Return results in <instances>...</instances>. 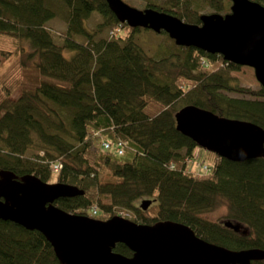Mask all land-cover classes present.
I'll return each mask as SVG.
<instances>
[{
    "label": "trees",
    "instance_id": "16d2710c",
    "mask_svg": "<svg viewBox=\"0 0 264 264\" xmlns=\"http://www.w3.org/2000/svg\"><path fill=\"white\" fill-rule=\"evenodd\" d=\"M145 1V8L194 24L200 23V9L225 13L231 4ZM94 11L103 21L88 30L85 21ZM56 17L67 24L58 38L46 27ZM112 26L123 32L113 39L114 34L100 36ZM140 29L119 23L106 0H0V53L6 56L8 48L24 52L25 39L40 59L27 70L20 61L23 73L0 81V170L75 185L81 195L54 202L70 213L106 220L125 210L141 224L182 222L200 238L229 249H264V157L237 162L214 154L213 160L202 161L208 169L192 170L199 147L175 122L180 108L194 104L264 129V88L237 83L228 70L241 66L221 55L176 46L166 37L164 60L185 52L189 70L158 67L138 43L145 39ZM18 87L20 95L11 100ZM102 139L114 146L124 143L122 153L102 150ZM53 162L62 164L57 172L50 168ZM143 200L151 201L145 209ZM223 200L230 207L224 222L238 224L239 231L200 217ZM114 250L132 255L122 243ZM59 263L42 233L0 219V264Z\"/></svg>",
    "mask_w": 264,
    "mask_h": 264
},
{
    "label": "water",
    "instance_id": "95a60500",
    "mask_svg": "<svg viewBox=\"0 0 264 264\" xmlns=\"http://www.w3.org/2000/svg\"><path fill=\"white\" fill-rule=\"evenodd\" d=\"M229 1L228 12L203 13L199 24L149 7L138 9L123 0L106 3L119 23L165 32L177 46L217 53L225 61L251 67L264 88V5ZM175 122L179 132L219 157L237 162L264 157V129L251 121L188 104L175 113ZM82 193L75 185L0 170V219L42 233L59 264H250L264 259V249H229L200 238L182 222L141 224L120 215L101 220L67 212L54 203ZM150 204L143 200L140 206ZM224 224L239 230L238 224ZM118 243L132 255L116 252Z\"/></svg>",
    "mask_w": 264,
    "mask_h": 264
},
{
    "label": "rangeland",
    "instance_id": "374dc122",
    "mask_svg": "<svg viewBox=\"0 0 264 264\" xmlns=\"http://www.w3.org/2000/svg\"><path fill=\"white\" fill-rule=\"evenodd\" d=\"M123 1L138 9H144L145 4H147L145 0H123ZM261 3L264 5V1ZM198 12L211 13L216 11L210 8H204V9H200ZM219 13L223 14V12H219ZM102 21H103V17L101 16V14L98 13L97 11H94L90 15V17L85 21V26L88 30H94V28ZM46 27L55 38H58L61 34H63L66 31L67 24L64 19L56 17L48 20L46 22ZM120 31L121 33L123 32L122 28H120L119 26H112L106 28L100 36L111 38L110 37L111 35H113L116 32L119 34ZM140 31H141L140 33L141 35H145V39H140V42L138 43L140 45L142 44L144 45L143 46L144 49L148 51V54H151L153 56L154 60L156 61V65L158 67L163 66L164 69V67L166 66L165 68H168L169 72L179 71L184 73L189 70L188 69L189 67L185 64L184 61L185 52L180 53L182 54L181 57L171 56L168 60H164V58L167 55L163 52L165 51L166 45L169 44V41L166 38H170L168 34H166L165 32L155 33L152 30L145 28H141ZM115 36L117 37V35L114 34L112 39ZM22 45L25 48V51L22 53L12 48H8V50H10V53H6V56L0 53V81L7 74H22L23 71L21 69L24 68L25 70H27L28 68L35 66L39 62L40 60L39 53L34 51V49L31 47V44L24 39ZM170 50L177 51L175 48H170ZM196 55H198L197 52L192 53L193 57H197ZM20 61L24 65L23 68L21 65V69H19ZM196 73L197 70L191 69V74H196ZM228 74L236 78L237 79L236 82L239 83L241 86L249 87L252 89H258L262 87L255 78L254 70L251 67L241 66L239 69H229ZM20 91L21 89L19 87L15 89L10 99L16 100L20 95ZM227 95L231 97H240V95L236 94L235 92H227ZM242 97H246V96H242ZM101 149L106 151L104 147ZM196 154L199 157L197 159L195 157V160H193L194 162L191 164V167L199 166L196 164L197 162L202 164L203 160L209 161L214 159V153L209 152L203 148L199 149V151ZM204 164L207 165V162H205ZM199 167L202 168V166ZM229 209H230L229 204L226 202V200H223L220 202V204L216 205L214 208L202 212L200 214V217L211 222H217L223 224L224 220H226L225 218L226 215L229 214ZM119 211L121 210L115 209V212H119ZM122 212H123V216L134 221L135 218L134 213L125 210H123ZM92 214L95 215V213H93V210H92ZM242 230L248 232L247 228H243Z\"/></svg>",
    "mask_w": 264,
    "mask_h": 264
},
{
    "label": "built area",
    "instance_id": "2783aa9c",
    "mask_svg": "<svg viewBox=\"0 0 264 264\" xmlns=\"http://www.w3.org/2000/svg\"><path fill=\"white\" fill-rule=\"evenodd\" d=\"M101 145H102V148L104 147L106 150L107 149H110V150H114L118 153V154H121L122 153V147L124 146V143H121L120 141H118L116 143V145L114 146L113 143H111V141L107 140V139H102L101 141ZM195 153H197L195 151ZM62 164L60 162H53L51 165H50V168L54 171V172H57L60 168H61ZM200 166H202L203 169H208V165H205V164H200ZM202 170V169H201ZM203 171V170H202ZM93 213H96V209L93 208Z\"/></svg>",
    "mask_w": 264,
    "mask_h": 264
},
{
    "label": "crops",
    "instance_id": "0c3cea01",
    "mask_svg": "<svg viewBox=\"0 0 264 264\" xmlns=\"http://www.w3.org/2000/svg\"><path fill=\"white\" fill-rule=\"evenodd\" d=\"M198 151H199V149L197 148V149H196V152H198ZM215 155H216V154H215ZM196 164L200 166V163L197 162ZM199 166H197V167H194V166H193V167H191V169H192V170H197V171H199V170L201 169ZM120 214L123 216V212H120ZM123 217H124V216H123Z\"/></svg>",
    "mask_w": 264,
    "mask_h": 264
},
{
    "label": "flooded vegetation",
    "instance_id": "af4514ba",
    "mask_svg": "<svg viewBox=\"0 0 264 264\" xmlns=\"http://www.w3.org/2000/svg\"><path fill=\"white\" fill-rule=\"evenodd\" d=\"M239 230H240V226H239ZM239 230H238V231H239ZM242 232H243V230H242ZM259 261H260V260H254V261L252 260L250 264H252L253 262L255 263V262H259Z\"/></svg>",
    "mask_w": 264,
    "mask_h": 264
},
{
    "label": "bare ground",
    "instance_id": "6f19581e",
    "mask_svg": "<svg viewBox=\"0 0 264 264\" xmlns=\"http://www.w3.org/2000/svg\"><path fill=\"white\" fill-rule=\"evenodd\" d=\"M125 218V217H124ZM126 219H128V218H126ZM130 220V219H129ZM25 229V228H24ZM26 230H28V229H26Z\"/></svg>",
    "mask_w": 264,
    "mask_h": 264
}]
</instances>
